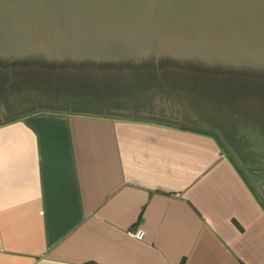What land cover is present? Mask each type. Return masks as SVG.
<instances>
[{
  "label": "crops",
  "instance_id": "crops-1",
  "mask_svg": "<svg viewBox=\"0 0 264 264\" xmlns=\"http://www.w3.org/2000/svg\"><path fill=\"white\" fill-rule=\"evenodd\" d=\"M198 119L0 121V264H264V144Z\"/></svg>",
  "mask_w": 264,
  "mask_h": 264
},
{
  "label": "water",
  "instance_id": "water-1",
  "mask_svg": "<svg viewBox=\"0 0 264 264\" xmlns=\"http://www.w3.org/2000/svg\"><path fill=\"white\" fill-rule=\"evenodd\" d=\"M25 60L264 76V0H0V61Z\"/></svg>",
  "mask_w": 264,
  "mask_h": 264
},
{
  "label": "rangeland",
  "instance_id": "rangeland-1",
  "mask_svg": "<svg viewBox=\"0 0 264 264\" xmlns=\"http://www.w3.org/2000/svg\"><path fill=\"white\" fill-rule=\"evenodd\" d=\"M61 67L53 66L42 72L20 69L18 73L21 76L17 81H1L0 121L33 109L68 112L90 110V112L112 117H131L133 115L137 118H143L150 112H157L162 116H168L171 113L184 116L194 114L199 118V128L208 130L218 128L224 133V138H227L234 146H238L239 150H248L247 152L254 154L250 144H253V147L257 144H264V80H262L264 76L254 72H235L240 75L239 80L241 81L226 79L229 78V75L223 77L224 71L198 72L196 74L200 75H196L197 78L215 79V84L220 86H206L201 89L198 87L194 88V92H189L184 88L171 86V83H159L157 78L164 79L169 77V74L181 78H193L191 76L194 75V72H190V70H201V68L174 66L176 70H179L177 73H171L173 71L165 69L167 66H154L152 70L138 68L133 74H148L149 78L155 79L141 89L135 88L134 85L130 94V89H127V93L121 96L115 89H112L111 93L104 91L102 93V89L101 94H97L93 100L86 101L84 98L88 94H79L81 87H75L73 85L75 83H71L70 79L80 76L82 73H89V70L77 71ZM121 71L123 74L128 73L125 68L118 72L121 73ZM112 72L115 71L99 69L97 73L89 74L112 76ZM31 76L41 79L42 87H34L32 83H29L27 77ZM126 81L121 83L123 87L129 83ZM133 84L137 85L138 83ZM188 89L193 91V87ZM117 97L118 99L123 97L125 104H119L117 108L111 107L112 110L109 106L97 105L107 100L115 101Z\"/></svg>",
  "mask_w": 264,
  "mask_h": 264
},
{
  "label": "trees",
  "instance_id": "trees-1",
  "mask_svg": "<svg viewBox=\"0 0 264 264\" xmlns=\"http://www.w3.org/2000/svg\"><path fill=\"white\" fill-rule=\"evenodd\" d=\"M173 63V62H172ZM170 62L167 61H162L161 63H159V67H163V66H167L165 67V69L167 68V70H171L173 72L171 73H177L179 72V70H176L174 67V64H172ZM153 61L152 62H147L144 64H138L135 62H126V63H122V64H114V63H106V62H85L84 65H77L75 63H68L66 65V67H61V68H67L69 70H77V71H81L82 69H85L86 71L89 70V73L94 72L97 73L99 71V69L101 70H114L115 72H112V76L110 75H101L103 77H101L100 75H96V74H81L80 76L74 77L72 79H70L71 83H75L73 85H75V87L80 88L79 90V94H88L87 96H85L84 100L88 101V100H93L95 98V96L97 94H101V90L102 93L103 91L105 93H111L112 89L117 90V92H119L118 95H125L124 93H127V89L129 90V94L132 92V90L134 89V85L136 86L135 88H144L145 86H147V84H150L153 79L155 78H149L148 74H133L137 71L138 68H145L146 70H152L153 69ZM52 65L43 61H38V60H25V61H13V62H4V61H0V82L1 81H9V82H15L17 81L21 74L18 73V70L20 71V69H32L35 71H45L48 70ZM173 66V67H172ZM123 68L126 69V71L129 73H125L123 74V71H121V73H119L118 71L120 69L123 70ZM194 72V75L191 76L193 78H181V77H176L175 75L169 74V77H165L163 78H157V82L159 83H171V86H177V87H181L186 89L189 92H194V88H198L200 87H206V86H210V87H219L218 85L215 84V79H203V78H197L196 75H200V74H196V73H200V72H210L212 70L206 71V70H190V72ZM131 72V74H130ZM223 73V72H222ZM126 75V76H125ZM223 77H225L226 75H229V80H235V81H241L239 80V74H236L235 72H231V71H227L225 73H223ZM131 76V77H130ZM238 76V77H237ZM231 77V78H230ZM28 82L32 83V85L34 87H42L41 83L42 80L41 79H35L34 76L31 77H27ZM125 79H128L127 82ZM242 79V78H241ZM264 80V79H262ZM126 81L128 84H126V87L124 88L123 85L121 84L122 82ZM155 81V80H154ZM21 82V81H19ZM174 82V83H172ZM28 83V84H29ZM133 83H138L133 84ZM80 85V86H79ZM51 86V85H50ZM144 86V87H143ZM130 87V88H128ZM193 87V91L189 90L188 88H192ZM118 96V97H120ZM118 97L115 99V101H103L97 105H100L101 107L104 106H109L110 109L112 108H117V105L119 104H125V101L123 100L124 98H119ZM83 99V98H82ZM120 101V102H118ZM95 103H97V100H95ZM109 103V104H108ZM85 104V103H83ZM88 106V104H87ZM89 108H91V105H89ZM112 110V109H111ZM74 113H79V114H85V115H90V116H104V117H112V116H108L105 114H99L96 112H90V110L87 111H80V112H74ZM133 114V113H130ZM123 118H137V117H133V115H131V117H123Z\"/></svg>",
  "mask_w": 264,
  "mask_h": 264
},
{
  "label": "built area",
  "instance_id": "built-area-1",
  "mask_svg": "<svg viewBox=\"0 0 264 264\" xmlns=\"http://www.w3.org/2000/svg\"><path fill=\"white\" fill-rule=\"evenodd\" d=\"M129 235L137 240H141L144 236L143 232L141 230L137 231H131L129 232Z\"/></svg>",
  "mask_w": 264,
  "mask_h": 264
}]
</instances>
